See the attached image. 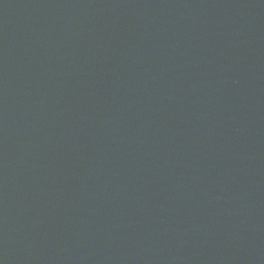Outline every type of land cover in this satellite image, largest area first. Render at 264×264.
Returning <instances> with one entry per match:
<instances>
[{
  "label": "water",
  "instance_id": "1",
  "mask_svg": "<svg viewBox=\"0 0 264 264\" xmlns=\"http://www.w3.org/2000/svg\"><path fill=\"white\" fill-rule=\"evenodd\" d=\"M0 264H264V0H0Z\"/></svg>",
  "mask_w": 264,
  "mask_h": 264
}]
</instances>
